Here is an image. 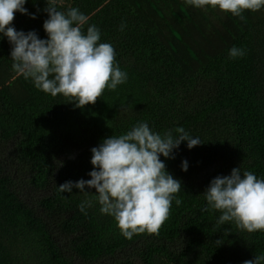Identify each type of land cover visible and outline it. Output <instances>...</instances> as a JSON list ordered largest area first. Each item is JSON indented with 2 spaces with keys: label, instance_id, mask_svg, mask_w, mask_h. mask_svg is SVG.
<instances>
[{
  "label": "trees",
  "instance_id": "1",
  "mask_svg": "<svg viewBox=\"0 0 264 264\" xmlns=\"http://www.w3.org/2000/svg\"><path fill=\"white\" fill-rule=\"evenodd\" d=\"M47 6L26 0L28 14L11 26L47 39ZM69 8L89 17L83 31L95 25L113 46L127 80L77 108L17 75L0 33V264H244L264 255V232L219 223L204 195L234 168L264 179V8L241 18L185 0H58V11ZM232 47L244 55L230 58ZM141 122L174 137L182 127L202 144L160 157L181 190L158 235L127 239L95 189L58 187L89 180L91 149Z\"/></svg>",
  "mask_w": 264,
  "mask_h": 264
},
{
  "label": "clouds",
  "instance_id": "2",
  "mask_svg": "<svg viewBox=\"0 0 264 264\" xmlns=\"http://www.w3.org/2000/svg\"><path fill=\"white\" fill-rule=\"evenodd\" d=\"M25 3L26 0H0V33L12 46L10 59L17 75L30 78L44 93L53 97L60 94L75 101L77 108L94 105L106 89L115 90L126 82L127 74L116 64L113 46L99 42V29L91 25L83 31L88 16L77 8H69L66 13L58 11V0H48L44 9L48 19L43 23L48 38L40 39L34 31L18 32L11 26L17 12L28 14ZM185 3L196 8L219 9L241 18L245 11L264 8V0H185ZM243 55L242 49L229 50L230 58ZM175 132L176 137L171 130L161 135L141 122L126 134L110 136L91 149L90 179L65 182L58 190L71 193L75 188L88 194L85 188L95 189L100 211L114 217L127 239L142 233L158 235L169 217L172 200L182 187L166 171L160 157L174 158L172 153L181 142H186L189 149L202 144L182 127ZM57 166L62 164L57 162ZM187 167V162H182V171H187ZM204 195L207 204L222 213L219 223L232 221L248 233L264 232V179H258L253 172L241 174L240 167L234 168L230 175L212 179ZM180 202L176 200L177 204ZM86 203L91 207L90 201ZM79 209L84 212L85 203ZM217 243L220 245V240ZM244 264H264V255Z\"/></svg>",
  "mask_w": 264,
  "mask_h": 264
}]
</instances>
